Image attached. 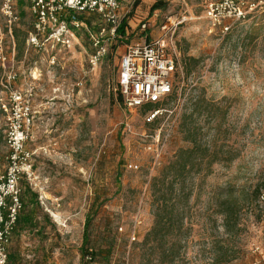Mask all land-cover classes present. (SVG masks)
<instances>
[{"label":"rangeland","instance_id":"1","mask_svg":"<svg viewBox=\"0 0 264 264\" xmlns=\"http://www.w3.org/2000/svg\"><path fill=\"white\" fill-rule=\"evenodd\" d=\"M209 1L162 3L168 16L159 29L167 17L185 20L166 39L176 60L172 92L147 121L144 107L125 108L117 87L120 55L138 37L112 41L110 25L85 13L86 28L76 32L70 49L30 47V0H16L17 85L36 79L25 143L35 178L19 181V216L27 219L8 244L13 264L144 263L137 244L153 224L150 180L178 148L191 145L183 118L212 154L202 164L206 169L209 163V173L188 180L185 229L171 264H264V193L240 204L233 229L223 226L220 213L227 193L256 185L264 190V0H244V20L226 18L216 26L205 17ZM91 34L106 46L95 66ZM4 130L0 112V169ZM86 216L92 260L80 252Z\"/></svg>","mask_w":264,"mask_h":264},{"label":"built area","instance_id":"2","mask_svg":"<svg viewBox=\"0 0 264 264\" xmlns=\"http://www.w3.org/2000/svg\"><path fill=\"white\" fill-rule=\"evenodd\" d=\"M122 1L30 0L32 29L27 33L26 45L40 48L50 43L59 49H70L77 38L76 32L84 26L86 28L82 19L85 13L96 14L108 23L109 39H113L120 23L119 9ZM251 5L253 4L249 6ZM204 13L213 26L220 25L226 18L241 21L247 16L244 0L209 1L205 5ZM170 19L171 17H167L161 25L159 37L129 44L120 55L117 87L126 109L159 103L172 92V75L176 69V60L168 53L166 39L170 30L181 24L185 18H175L173 21ZM18 20L15 0H1L0 112L5 120L7 154L4 169H0V264H7L6 245L22 209L19 181L31 183L35 178L33 152L27 149L25 143L33 126L31 101L35 94L36 79L31 77L24 85H17L12 27ZM224 29L227 30L228 27ZM90 36L94 40L91 39L94 48L89 55V62L95 66L106 54V46L100 45L92 34ZM161 111L159 108H145L147 121H151ZM131 240H135L134 234Z\"/></svg>","mask_w":264,"mask_h":264},{"label":"trees","instance_id":"3","mask_svg":"<svg viewBox=\"0 0 264 264\" xmlns=\"http://www.w3.org/2000/svg\"><path fill=\"white\" fill-rule=\"evenodd\" d=\"M161 3L162 1L157 0L152 4L151 9H156ZM84 20L86 22L87 18ZM137 30H139V34L136 36L138 37L137 41L151 40L146 32L147 24L145 22L141 21L137 26ZM12 34L15 42L16 33L14 26L12 27ZM130 37L133 36L127 34L126 19L120 18V23L116 28L112 41L114 40L115 42L120 43ZM15 51L17 58L18 52L16 42ZM120 101L123 103L121 94ZM157 104L158 103L148 104L144 107V110L145 108L151 109ZM181 129L184 139L190 141L191 145L178 148L173 157L159 167L157 175L153 176L150 180L149 189L151 190L152 195L153 224L143 237L142 241L137 244V247L145 256L143 258V261L145 262L142 264H171L179 255V249L181 247L179 244L181 240L180 235L185 229L184 213L186 202L192 192L188 180L202 170H206L207 174L210 171L209 163L207 164L206 169L202 168V164L212 153L209 154L207 149L202 148V146L198 144L195 128L191 124H188L185 118H183ZM262 192L264 193V190L262 191V186L256 185L253 190L242 189L237 195H234L233 192L227 193L221 205L222 209L220 210L223 217V226L227 230L235 228L237 224V210L240 204L242 202H249L251 199H256L262 194ZM21 202L23 208V198H21ZM24 217L25 216L20 217L18 215L15 226L17 224L20 225L21 222L24 221ZM90 220V216H86L83 225V237L80 250L83 260H85V258H88L89 260L94 258L93 251L87 247L89 242L88 226ZM12 234L10 238L12 237ZM152 255H155V257H151ZM13 259V253H9L7 264H13Z\"/></svg>","mask_w":264,"mask_h":264},{"label":"crops","instance_id":"4","mask_svg":"<svg viewBox=\"0 0 264 264\" xmlns=\"http://www.w3.org/2000/svg\"><path fill=\"white\" fill-rule=\"evenodd\" d=\"M156 1L157 0H123L121 2L119 15L121 19H126L127 34L132 35L133 37L137 36L139 34L137 26L143 21L147 24L146 32L151 40L161 35L159 26L163 22V19L168 16V13L165 12L167 8L164 6L165 4L162 3L167 2L169 5L173 0H160L162 3L159 4L156 9L152 10L151 6ZM8 244L6 245V250L8 249ZM9 253L7 250V255Z\"/></svg>","mask_w":264,"mask_h":264}]
</instances>
